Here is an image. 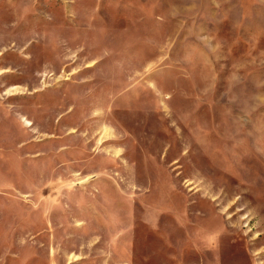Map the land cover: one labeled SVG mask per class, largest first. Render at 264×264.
Instances as JSON below:
<instances>
[{"label":"rangeland","instance_id":"obj_1","mask_svg":"<svg viewBox=\"0 0 264 264\" xmlns=\"http://www.w3.org/2000/svg\"><path fill=\"white\" fill-rule=\"evenodd\" d=\"M0 264H264V0H0Z\"/></svg>","mask_w":264,"mask_h":264}]
</instances>
